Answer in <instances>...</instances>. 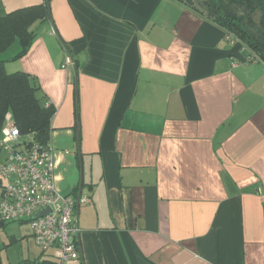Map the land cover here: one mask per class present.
I'll use <instances>...</instances> for the list:
<instances>
[{"label": "crops", "instance_id": "crops-1", "mask_svg": "<svg viewBox=\"0 0 264 264\" xmlns=\"http://www.w3.org/2000/svg\"><path fill=\"white\" fill-rule=\"evenodd\" d=\"M49 1L0 60L38 81L56 186L87 198L65 264H264V62L187 0Z\"/></svg>", "mask_w": 264, "mask_h": 264}, {"label": "built area", "instance_id": "built-area-1", "mask_svg": "<svg viewBox=\"0 0 264 264\" xmlns=\"http://www.w3.org/2000/svg\"><path fill=\"white\" fill-rule=\"evenodd\" d=\"M73 64L68 54L65 66ZM55 169L50 143L40 145L32 135L23 134L8 115L0 138V223H29L38 248L52 251L59 264H65L80 255L76 208L87 198L63 195L56 186Z\"/></svg>", "mask_w": 264, "mask_h": 264}, {"label": "trees", "instance_id": "trees-1", "mask_svg": "<svg viewBox=\"0 0 264 264\" xmlns=\"http://www.w3.org/2000/svg\"><path fill=\"white\" fill-rule=\"evenodd\" d=\"M192 8L227 35L236 37L264 62V0H204ZM51 19L49 0L43 5L0 16V54L19 41L22 50L13 60L24 56L36 38L35 25ZM43 99L35 78L21 71L8 73L5 61L0 60V138L6 118L11 115L23 134L32 135L40 145L49 144L56 110L52 104H45ZM21 264L48 263L26 260Z\"/></svg>", "mask_w": 264, "mask_h": 264}, {"label": "rangeland", "instance_id": "rangeland-1", "mask_svg": "<svg viewBox=\"0 0 264 264\" xmlns=\"http://www.w3.org/2000/svg\"><path fill=\"white\" fill-rule=\"evenodd\" d=\"M203 1L193 0V4L200 5ZM4 224L0 228L1 264H21L34 256H47L54 263L59 264L58 260L52 256L51 251L41 253L32 237L29 223L6 222Z\"/></svg>", "mask_w": 264, "mask_h": 264}, {"label": "water", "instance_id": "water-1", "mask_svg": "<svg viewBox=\"0 0 264 264\" xmlns=\"http://www.w3.org/2000/svg\"><path fill=\"white\" fill-rule=\"evenodd\" d=\"M187 2H188L189 4H191V5H193V0H187ZM78 208H79V206H78ZM46 212H47V211H45V212L39 214V215L36 216V217L43 216L44 213H46ZM3 226H4V223H0V228L3 227Z\"/></svg>", "mask_w": 264, "mask_h": 264}]
</instances>
